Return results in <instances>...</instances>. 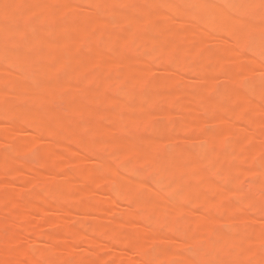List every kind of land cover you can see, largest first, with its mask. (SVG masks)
Instances as JSON below:
<instances>
[{
  "label": "bare ground",
  "instance_id": "bare-ground-1",
  "mask_svg": "<svg viewBox=\"0 0 264 264\" xmlns=\"http://www.w3.org/2000/svg\"><path fill=\"white\" fill-rule=\"evenodd\" d=\"M50 1L0 0V118L8 120V127L11 130H16L18 122L21 121L24 126L30 128H27L28 130L32 129L35 133L33 139L15 142L16 149L34 150L44 133L56 137L60 142L67 140L82 142L83 153L91 147L82 125L54 108L57 97L62 92L73 88L69 78L61 73L66 72L84 84L78 97L79 108L71 112L93 113V117L88 120L89 135L96 137L107 134L110 137L109 146L122 145L124 154L118 158L120 168L125 169L128 162L135 163L134 161L147 155L151 170L141 165L142 171H140L142 173L144 171L143 174L146 172L153 174V178L149 175L150 181L152 180L157 189L161 191L168 189L179 196H188L193 202L205 207H213L218 205V202L211 200L207 192L219 188L208 179L209 172L219 175L220 171H223L226 178H231L238 172L264 177V169L257 165L258 161L264 162L262 154L264 130L251 133L250 137L254 140L255 146L249 151L239 150L228 153L221 152L216 147L213 152L215 156L222 158L231 156L236 159L235 163L227 165L228 168L208 158V165L205 166L203 157L197 150L191 154L189 161L176 162L172 159L173 154L163 148H159L157 152L145 153L141 149L143 145L155 144L150 137L139 136L135 141H127L124 138L127 132H136L139 126L137 120L147 119L153 115L151 108L154 103L174 102L187 93L184 89H178L173 94L159 92L160 88L174 89L176 80L185 70V65L182 64L170 76L156 79L153 76L156 67L142 62V58L137 54L143 38L146 41L150 40L142 36V31L147 29L160 32L157 42L170 46L171 54L182 52L181 45L188 35L192 51L204 56L212 55L215 51L210 48L209 41L220 39L225 35L233 38V44L225 47L221 53L218 51L215 59L217 66L209 71H200L195 77L198 82H204L212 81L214 73H218L219 76L232 75L230 87L222 91L218 97L211 94L200 95L198 91L193 90L194 101L189 103V107L195 108L203 101L210 102L216 108L212 121L222 124L228 108L236 112L240 105L250 106L253 97H264V72L250 78L243 87L241 84L237 85L236 80V73L254 63L252 59H243L242 55L236 51L237 46L247 44L249 47L252 44L253 46L248 49L250 54L251 51H254L252 54H256L264 50L261 47V37L264 35V13L258 7L261 0H62L58 7L51 6ZM193 5L198 7H192ZM249 5L257 7H249ZM99 7L105 8L106 15L123 18V24L133 26V30L124 32L120 27H115L110 33H106V22L102 17L95 16L91 10ZM159 7H164L166 12H159ZM159 16H163L167 22L159 24L156 21ZM182 24H186L189 28L179 29L178 27ZM174 25L177 27L169 29V26L174 27ZM198 25L205 28L199 29ZM241 27H247L249 33L247 35L240 33ZM218 30L221 35L215 34ZM97 40L102 41L101 48L93 44ZM119 43L125 44L133 53L131 54L130 51L128 57L118 56L115 49ZM79 48H83L84 52L78 56L66 52V49ZM90 53H94L95 56L92 57ZM231 54L237 55L243 62L223 70L219 62ZM262 62L264 63V57ZM7 66L15 67L16 70L10 72ZM99 66H107L114 72L119 71L120 77L115 79L102 76L101 72L94 70ZM45 74L49 75L48 79L45 78ZM90 85L93 86L90 87ZM251 86H255L254 91L250 93L244 91L246 87ZM114 87L121 90L114 92ZM110 90L112 93H109ZM101 102L113 105L114 109L97 110L96 106ZM100 118L109 120V123H103ZM183 121L178 119L175 122ZM203 131L198 125L195 134H186L182 141L218 138L224 133V130L220 128L200 136V132ZM177 153L184 152L179 149ZM44 154V162L51 163L55 153L53 156L48 155L46 149ZM97 159L101 171H97L96 175H101L103 179H97L96 185L92 186L89 183L95 184V179L93 176H88L86 177L88 183L82 190L74 193L66 192L65 198L80 200L81 197H85L93 200L95 193L105 190L106 178L109 179L111 188L118 187L117 167L107 161L104 156L99 155ZM64 160L67 164H73L76 163L77 158L75 160L74 156H68ZM245 162L253 164L248 171L241 168ZM0 166L16 168L10 155L3 157ZM27 168L25 165L20 166L21 170H27ZM143 174L144 177L146 174ZM34 178L39 180L36 175ZM146 178L144 177V180L127 178L124 183H121V191L117 192L116 196L126 204L125 210L121 211L124 212V216L136 214L139 207L149 212L157 206L155 200L157 194L152 186L151 188L148 186ZM54 183L53 174L44 179V184L53 185ZM257 186L260 187V183H257ZM224 193L220 200L229 197ZM0 197H6L10 203H14L10 194L0 195ZM44 202L51 205L55 203V200ZM182 210L186 211L185 208H180L176 213L180 215ZM236 214L238 219L232 221L230 226L233 231L239 232L249 217L241 206L238 207ZM23 216L8 219L0 214V264H26L24 260H27L28 264H56L50 260L44 249L33 250L32 247L22 245L20 233L24 232L23 230L34 232L39 228L37 226L39 224L34 221L23 222ZM146 216L152 217V214H146ZM75 218L78 219V217ZM208 218L212 219L211 216ZM208 218L200 219V222H205ZM71 219L74 220V218ZM109 222L123 226L113 215ZM154 222H156L155 217L144 227H138L135 230L132 227L125 228L121 231L122 235H117L115 240L129 241L142 260H149L153 247L164 241L154 229ZM168 226L178 228L180 223L173 220ZM101 232L105 234V230ZM134 232L138 233L142 240L132 241ZM36 233H40V236H48L45 231ZM70 234L78 235L77 232ZM216 235L217 233L211 228L203 227V230L189 235L191 246L196 248L194 253L183 254L176 250H164L158 264H216L217 260H224L226 264H264V250L251 252L252 256H256L255 260H252L248 253L251 246H257L264 240V236L257 229L252 232L242 231L237 237L229 236L224 244L227 249L225 252L215 244ZM84 240L85 244L93 242L89 236L84 237ZM68 246L66 242L62 247L66 254L69 252ZM95 251H97L96 246ZM104 257L115 256L108 253ZM98 260L99 256H93L90 264H97Z\"/></svg>",
  "mask_w": 264,
  "mask_h": 264
},
{
  "label": "rangeland",
  "instance_id": "rangeland-1",
  "mask_svg": "<svg viewBox=\"0 0 264 264\" xmlns=\"http://www.w3.org/2000/svg\"><path fill=\"white\" fill-rule=\"evenodd\" d=\"M61 2L62 0H51L50 5L58 7ZM91 10L95 16L102 17L103 21L106 22V33H110L115 27H120L124 32H131L134 28L130 25H124L123 18L106 15L104 7ZM158 11L165 13L166 9L159 7ZM158 18L155 19L159 24L167 22L163 16ZM176 27L177 25H174V27L169 26V29ZM197 27L199 29L205 28L202 25ZM178 28L188 29L189 27L182 24ZM240 33L247 35L249 29L241 27ZM215 34L221 35L219 30ZM159 35L160 32L153 29L142 31V36L150 40L146 41L141 36L143 43L138 48L137 54L142 58V62L156 67L153 74L156 79L170 76L184 64L185 70L182 72V76L176 80L174 89L165 90L159 87V92L173 94L178 89H184L187 93L174 102L157 101L154 103L151 108L153 115L147 119L137 120L139 126L136 132H127L124 134V138L127 141H135L139 136L150 137L155 141V144L143 145L141 149L145 153L157 152L159 148H163L173 154L172 159L176 162L189 161L191 154L197 150L200 151L205 166L211 160L228 168L227 165L235 163L236 159L231 156L225 158L215 156L214 150L217 147L221 152L234 153L239 150L249 151L254 148L255 142L250 135L253 132L264 130V97H253L250 106L240 105L236 112L232 108H228L222 124L212 121L216 108L210 102L203 101L195 108L189 107V103L194 101L193 90L198 91L200 95L211 94L218 97L222 91L230 87L232 75L219 76L218 73H214L212 81L204 82H198L195 77L198 72L209 71L217 66L215 59L218 51L221 53L225 47L233 44V38L225 35L220 39L209 41L210 48L215 51L212 55L204 56V54H196L192 51L189 35L186 36L184 43L181 45L182 52L178 54H171L170 46L158 43ZM95 42L93 44L97 45V48L102 47V41L97 40ZM85 44H87V41H85ZM251 46L253 45L251 44L248 47L246 44L237 46L236 49L243 59L249 58L254 61L246 69L236 73L237 85L241 84L242 87L250 78L264 72V63L262 62L264 56L261 52L252 54L254 51H251L250 54L248 49ZM83 50V48L66 49V52L78 56L84 52ZM115 50L120 57H128L131 51L123 43H119ZM90 55L95 56L94 53H90ZM238 62H243V60L237 55L231 54L225 56L219 62V65L225 70L231 66L233 67ZM14 68L9 66L7 69L11 72L16 70ZM94 70H98L106 78L117 79L120 77L119 71H111L107 66L95 67ZM61 73L64 77L69 78L73 88L62 92L57 97L54 108L82 125L91 146L87 152L84 151L83 153L84 145L82 142L70 140L60 142L56 137L47 133L42 134L34 150L22 151L16 149L14 147L15 142L19 143L24 139H33L35 133L32 129L31 131L28 130L30 128L24 126L21 121L18 122L16 130H11L8 127V120L0 118V161L4 156L10 155L16 165V168L12 166L3 168L0 166V195L10 194L14 201V203H10L6 197H0V214L8 219L20 218L24 215L23 222L30 220L39 224L37 225L39 228L34 232L23 230L24 232L20 233L23 246L32 247L33 250L44 249L50 260L56 264H90L92 262L90 259L93 256H99L97 264H158L164 250H176L183 254L194 253L196 248L191 246L189 235L203 230V227H209L217 233L214 242L224 252L227 251L224 244L229 236L237 237L242 231L252 232L254 229H257L264 236L263 176L245 175L238 172L232 175L231 178H226L223 171H220L219 175L209 172L208 179L217 184L219 188L207 192L211 200L218 202V205L213 207H205L193 202L188 196H179L168 189L162 191L157 189L152 180L150 181L149 175L152 177L153 174L146 172L145 175L143 174L144 171L141 172V165L145 169L151 170L147 155L142 156L138 161H134L135 163L128 162L125 169L120 168L118 158L122 157L121 154H124L122 153V145L109 146L110 137L107 134L96 137L89 135L90 123H88V120L93 117V113L71 112L79 108L78 97L80 90L84 88V84L74 79L75 76L72 74ZM45 78L48 79L49 75L45 74ZM92 86L90 85V87ZM114 89V92L121 90V88L116 87ZM254 90L255 86H251L246 87L244 91L250 93ZM109 93H112L111 90ZM96 107L97 110L114 109L113 105L105 102L97 104ZM178 119L184 121L175 122ZM100 120L105 124L109 123V120L105 118H100ZM198 125L204 130L200 132V136H203L204 133L215 132L220 128L224 130V133L218 138H200L198 141L190 139L188 142H183L182 139L186 134H195ZM46 149L48 155L53 156L55 153L51 163L44 162ZM179 149L183 150L184 153L178 154ZM262 154L264 155V148ZM99 155L104 156L107 161L117 167L119 173L118 187L111 188L110 181L106 178L104 180L105 190L93 194V200L85 197H81L80 200L65 198L64 194L66 192L74 193L82 190L83 186L88 183L86 177L93 176L95 184L89 183L92 186L96 185L97 179H103L101 175H96L97 171H101L97 159ZM68 156H74L75 160L77 158L76 163H65L64 159ZM23 165L28 167L27 170L20 169V166ZM252 165V163L245 162L241 168L248 171ZM257 165L264 169V162L260 163L258 161ZM140 173L149 178H146L145 181L150 188L152 186L157 194L155 198L157 206L149 212L145 208L139 207L136 214L124 216V212L121 211L125 210L126 204L116 194L121 191V183H124L127 178L144 180ZM51 174L54 176L55 183L53 185L44 184V179ZM35 175L39 180L34 178ZM153 181L155 180L153 179ZM257 183H260V187L257 186ZM223 192L228 194L229 197L220 200ZM45 200H55V203L48 205L45 204ZM239 206L244 209L249 220L244 223L241 231L235 232L231 229L230 223L238 219L236 211ZM180 208H185L186 211L182 210L179 215L176 211ZM146 214H152V217H147ZM111 215L123 226L109 222ZM210 216L212 219L208 218ZM75 217H78V219ZM154 217L156 218L154 229L164 241L153 247L151 259L142 260L129 241L121 240L119 242V240H115L117 235H122L121 231L123 229L132 227L135 230L138 227H144ZM71 218H74V220ZM204 218H208V220L200 222V219ZM173 220L180 223L178 228L168 226ZM102 230H105V234L101 232ZM39 231L41 233L45 231L48 236H40V233H36ZM71 232H77L78 235L74 236L70 234ZM86 236H89L93 242L85 244L83 241H85L84 237ZM131 240L136 242L142 240V237L134 232ZM66 242L69 244L67 254L62 249ZM177 243L180 245H176ZM95 246L97 251H95ZM259 250H264V240L257 246L250 247L248 253L252 260H255L256 256H252L251 252ZM108 253L114 254L115 257L105 258L104 256ZM117 260L119 262H115ZM24 262L28 264L27 260H24ZM216 264H226V262L217 260Z\"/></svg>",
  "mask_w": 264,
  "mask_h": 264
},
{
  "label": "snow or ice",
  "instance_id": "snow-or-ice-1",
  "mask_svg": "<svg viewBox=\"0 0 264 264\" xmlns=\"http://www.w3.org/2000/svg\"><path fill=\"white\" fill-rule=\"evenodd\" d=\"M192 7H198V5H193ZM249 7H257L256 5H249ZM262 13H264V0H261L260 5L258 6ZM261 47L264 49V35L261 37ZM262 55H264V50H262Z\"/></svg>",
  "mask_w": 264,
  "mask_h": 264
}]
</instances>
